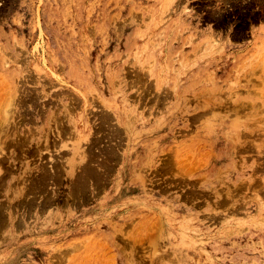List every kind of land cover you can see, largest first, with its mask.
Segmentation results:
<instances>
[{
    "label": "rangeland",
    "instance_id": "obj_1",
    "mask_svg": "<svg viewBox=\"0 0 264 264\" xmlns=\"http://www.w3.org/2000/svg\"><path fill=\"white\" fill-rule=\"evenodd\" d=\"M0 125V264H264V0H0Z\"/></svg>",
    "mask_w": 264,
    "mask_h": 264
},
{
    "label": "bare ground",
    "instance_id": "obj_2",
    "mask_svg": "<svg viewBox=\"0 0 264 264\" xmlns=\"http://www.w3.org/2000/svg\"><path fill=\"white\" fill-rule=\"evenodd\" d=\"M12 103H13V102H12ZM7 104H9V103H7ZM5 105H6V104H5ZM12 109H13V108H12ZM10 110H11V109H10ZM7 112H8V111H7ZM11 112H12V111H11ZM6 114H7V113H5V111H4V115H6ZM2 116H3V115H2ZM7 117H8V116H7ZM3 118H4V117H3ZM8 119H9V118H8ZM1 120H2V119H1ZM6 120H7V119H6ZM3 122L5 123V121H3ZM1 123H2V122H1ZM4 123H3V124H4ZM6 123H7V122H6ZM3 124H1V125H3ZM1 125H0V127H1ZM3 126H5V124H4ZM6 126H7V124H6ZM3 128H4V127H3ZM4 129H5V128H4ZM1 130H3V129H1ZM0 133H2V131H1ZM5 136H6V135H5ZM6 137H7V136H6ZM6 137H4V138H6ZM10 137H11V136H10ZM7 140H8V139H7ZM40 144H41V143H40ZM40 144H39V145H40ZM40 146H41V145H40ZM0 149H1V148H0ZM1 150H2V149H1ZM1 150H0V152H2ZM39 150L41 151V149H39ZM39 150H38V151H39ZM0 155H1V153H0ZM21 186H22V185H21ZM46 205H47V204H46Z\"/></svg>",
    "mask_w": 264,
    "mask_h": 264
}]
</instances>
